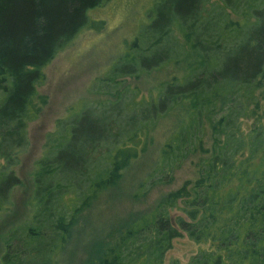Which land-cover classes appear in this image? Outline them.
Segmentation results:
<instances>
[{
	"label": "trees",
	"instance_id": "obj_1",
	"mask_svg": "<svg viewBox=\"0 0 264 264\" xmlns=\"http://www.w3.org/2000/svg\"><path fill=\"white\" fill-rule=\"evenodd\" d=\"M106 1L0 0V220L21 184L14 168L28 146L27 125L46 104L37 92L43 69L81 31L97 29L87 14ZM217 1L219 11L207 13L209 0L153 1L133 54L102 82L115 99L91 108L102 113L94 120L81 113L59 121L47 137L33 175V213L2 236L0 264H165L183 235L197 252L170 264H264V0ZM122 62L133 67L124 71ZM169 62H183L185 73L155 99L125 101L126 91L114 88L119 78ZM181 106L185 120L140 191L170 184L185 160L203 152L193 179L67 252L80 215L118 186L155 121Z\"/></svg>",
	"mask_w": 264,
	"mask_h": 264
},
{
	"label": "rangeland",
	"instance_id": "obj_2",
	"mask_svg": "<svg viewBox=\"0 0 264 264\" xmlns=\"http://www.w3.org/2000/svg\"><path fill=\"white\" fill-rule=\"evenodd\" d=\"M153 1L155 0H107L101 7L89 11L88 19L97 29L81 31L43 69L44 83L37 92L46 98V104L38 118L27 125L28 146L14 168L21 184L12 191L9 212L0 220V255L3 249L1 238L5 232L13 226L27 222L33 213V175L36 163L46 153L47 137L54 132L59 121H72L81 113L86 114V119L94 120L102 113L91 108L97 109L100 104L115 99L109 96L115 90L106 91L105 86L110 85H104L102 82L108 80L107 76L113 65L124 59L125 55L133 54V44L142 27L147 25L148 12ZM220 6L221 3L217 0H209L204 7V13L219 11ZM231 18L238 20L233 16ZM177 40L183 42L180 37H177ZM164 49L166 50L163 47L157 51L155 59L165 54ZM150 57L151 55L144 56ZM119 66L125 68L124 71L133 67L125 62ZM184 73L183 62H169L160 68L119 78L114 88H117L118 83L119 94L126 91L125 101L132 99L133 95H136V102L149 101L157 98L165 83L173 78H180ZM184 111L185 106L178 107L155 121L156 124L146 140L144 153L124 172L118 186L101 194L90 208L80 215L67 252L77 247V242L85 235L93 233L99 236V233L106 229L115 232V222L147 213L161 198L193 179L196 163L206 156L203 152L185 160L174 172L170 184L140 191V185L156 169L162 146L180 122L185 120ZM209 145L207 135L203 150L208 149ZM176 215H179L176 211L171 213L172 217ZM197 249L198 247L183 235L173 242L172 249L165 256V264L172 261L186 263Z\"/></svg>",
	"mask_w": 264,
	"mask_h": 264
}]
</instances>
